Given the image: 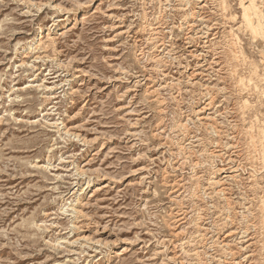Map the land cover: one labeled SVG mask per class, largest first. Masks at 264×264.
<instances>
[{
  "label": "rangeland",
  "instance_id": "rangeland-1",
  "mask_svg": "<svg viewBox=\"0 0 264 264\" xmlns=\"http://www.w3.org/2000/svg\"><path fill=\"white\" fill-rule=\"evenodd\" d=\"M249 1L0 0V264H264Z\"/></svg>",
  "mask_w": 264,
  "mask_h": 264
},
{
  "label": "bare ground",
  "instance_id": "bare-ground-1",
  "mask_svg": "<svg viewBox=\"0 0 264 264\" xmlns=\"http://www.w3.org/2000/svg\"><path fill=\"white\" fill-rule=\"evenodd\" d=\"M243 1V0H242ZM226 2V1H225ZM246 2V1H245ZM225 4V3H224ZM243 17H244V21L246 22L247 26L249 28H253L252 25V17H255L256 19H258V22L261 23L262 21H264V15L258 13V9L255 3V0H250L248 2L247 5H243ZM242 7V6H241ZM228 9V8H227ZM225 11V10H224ZM262 11V10H261ZM242 13V14H243ZM254 20V19H253ZM254 22V21H253ZM255 25V24H254ZM256 26V25H255ZM261 27V26H260ZM256 28V27H255ZM262 28V27H261ZM263 29V28H262ZM246 31V30H245ZM232 32V31H231ZM254 32V31H253ZM256 32V31H255ZM233 33V32H232ZM254 34V33H253ZM257 34V33H256ZM254 37V36H253ZM264 41V39H263ZM231 45V44H230ZM235 46V45H234ZM238 52V51H237ZM239 56V55H238ZM243 66V65H242ZM251 79V78H250ZM248 101V100H247ZM248 104V103H247ZM248 106V105H247ZM262 109V108H261ZM246 116V115H245ZM260 120V119H259ZM258 121V120H257ZM245 122V121H244ZM264 125V124H263ZM261 126V125H260ZM255 130V129H254ZM255 134V133H254ZM253 135V134H252ZM256 135V134H255ZM261 136V135H260ZM251 137V136H250ZM255 138V137H254ZM256 145V144H255ZM259 153V152H258ZM260 159V158H259ZM218 172V171H217ZM252 180V179H251ZM219 183V181H217ZM264 182V181H263ZM210 183V182H209ZM212 183V182H211ZM214 186V185H213ZM254 195V194H253ZM258 213V212H257ZM244 216V215H243ZM256 218V217H255ZM249 219V218H248ZM174 229V228H173ZM175 230V229H174ZM177 234V233H176Z\"/></svg>",
  "mask_w": 264,
  "mask_h": 264
}]
</instances>
